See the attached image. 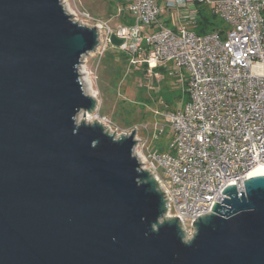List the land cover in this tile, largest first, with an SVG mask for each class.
Segmentation results:
<instances>
[{"label":"water","instance_id":"obj_1","mask_svg":"<svg viewBox=\"0 0 264 264\" xmlns=\"http://www.w3.org/2000/svg\"><path fill=\"white\" fill-rule=\"evenodd\" d=\"M98 34L61 0H0V264H264V175L227 184L185 242L176 218L158 224L135 132L77 121Z\"/></svg>","mask_w":264,"mask_h":264},{"label":"built area","instance_id":"obj_2","mask_svg":"<svg viewBox=\"0 0 264 264\" xmlns=\"http://www.w3.org/2000/svg\"><path fill=\"white\" fill-rule=\"evenodd\" d=\"M194 1L131 0L130 23L95 25L104 29L100 55L114 34L133 67H163L186 82L187 100L160 113L156 130L168 127L166 150H149L143 165L159 184L167 217L193 231L227 184L243 190L249 172L264 165V0H198L223 23L222 31L206 33L183 19Z\"/></svg>","mask_w":264,"mask_h":264},{"label":"rangeland","instance_id":"obj_3","mask_svg":"<svg viewBox=\"0 0 264 264\" xmlns=\"http://www.w3.org/2000/svg\"><path fill=\"white\" fill-rule=\"evenodd\" d=\"M122 1H126L127 6L131 0H61V3L72 20L80 25L95 27L97 23H106L115 27L123 22L121 16L126 12V8L121 5ZM167 17V12L161 16L162 19ZM198 17L194 3H188L187 13L183 15L184 21H195ZM97 30L99 42L104 29ZM113 50L112 46H108L102 55L97 50L83 55L79 73L85 91L94 98L95 103L90 110H80L77 121L100 125L114 140L134 131L136 143L133 155L137 157L141 169L145 170L143 163L149 150H153L159 143L164 145L169 142L168 127L165 126L162 134L156 133V129L164 123L157 94L162 101H171L170 108L177 109L184 102L183 86L178 78L162 73L159 69L149 73L139 68L138 74L144 72L140 79L134 78L133 70L136 68L120 60L117 55L112 56ZM157 89L159 91L155 92ZM87 112L91 113L90 119H86ZM158 185L156 183L157 189ZM166 219L168 217L164 212L158 218V224ZM182 231L183 241L188 242L194 231L183 227Z\"/></svg>","mask_w":264,"mask_h":264},{"label":"trees","instance_id":"obj_4","mask_svg":"<svg viewBox=\"0 0 264 264\" xmlns=\"http://www.w3.org/2000/svg\"><path fill=\"white\" fill-rule=\"evenodd\" d=\"M126 4H127L126 1H122V3H121V5L123 6L124 9L127 7ZM194 5L196 8V13L199 16L198 20H195L193 23V28H194L196 33H206V32L213 31V30L222 31L221 29L223 28V23L216 16L215 10L212 6L207 5V4L203 3L202 1H198V0L194 1ZM121 17L123 18L122 23H130L131 20L128 16L127 12L124 11V13L122 14ZM112 47L114 48V50L111 52L112 56L117 55L120 60H122L123 62H128V64H129V56L125 52L119 50L118 47H116V46H112ZM129 66H132V65L130 64ZM141 68H144V70L146 71V68L144 66ZM157 69H159L162 73H164V72L168 73L163 67H158ZM139 70H140L139 68H136L135 70H133L134 71L133 72L134 78L135 77H138L139 79L141 78V74H143L144 70L141 74H138ZM168 75H170V74L168 73ZM172 85H174V84H172ZM185 85H186V82L183 81L182 82V86H183L182 90L185 94L184 102L187 100ZM158 91H159V89H157L155 92H158ZM157 99L160 102V109L161 110H163V111H174L175 110V109L169 107L171 101H162L159 94H157ZM156 133H157V135L162 134V133H158V131ZM166 148H167L166 144L163 145V144L159 143L154 147V150L161 152V151L166 150Z\"/></svg>","mask_w":264,"mask_h":264},{"label":"bare ground","instance_id":"obj_5","mask_svg":"<svg viewBox=\"0 0 264 264\" xmlns=\"http://www.w3.org/2000/svg\"><path fill=\"white\" fill-rule=\"evenodd\" d=\"M80 78H81V76H80ZM90 118H91V113L87 112L86 113V119H90ZM258 175H264V165H259L249 172V178L254 177V176H258Z\"/></svg>","mask_w":264,"mask_h":264}]
</instances>
